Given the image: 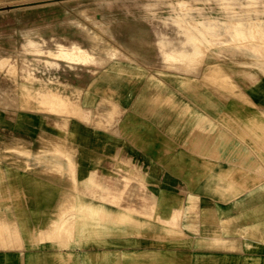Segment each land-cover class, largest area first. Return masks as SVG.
Masks as SVG:
<instances>
[{"label": "crops", "instance_id": "1", "mask_svg": "<svg viewBox=\"0 0 264 264\" xmlns=\"http://www.w3.org/2000/svg\"><path fill=\"white\" fill-rule=\"evenodd\" d=\"M223 90L185 102L234 109L243 98L257 110L197 111L191 144L172 142V119L188 112L166 110V96L156 127L149 88L146 115L122 118L129 143L110 158L91 118L19 110L11 121L0 108V154L14 139L39 152L43 129L55 142L61 122L62 154L75 151L0 158V264H264V81Z\"/></svg>", "mask_w": 264, "mask_h": 264}, {"label": "rangeland", "instance_id": "2", "mask_svg": "<svg viewBox=\"0 0 264 264\" xmlns=\"http://www.w3.org/2000/svg\"><path fill=\"white\" fill-rule=\"evenodd\" d=\"M73 44L88 50L87 63L59 56L60 47ZM105 48L116 49V56L106 55ZM262 81L264 0H0V108L7 119L15 120L19 110L91 118L106 136L108 158L115 157L111 145L129 143L122 118L146 115L149 88L156 127L166 96V110L188 112L184 119H172L182 131L172 142L193 144L197 111L257 109L243 98L234 109L222 103L202 108L185 100L210 95L212 85L222 91L226 82L236 92L221 93L242 95L244 85ZM66 129L61 122L55 142L46 133L50 129H43L35 154L20 151L32 140L14 139L5 148L10 153L0 158H70L75 151L62 154L69 148ZM134 154L126 150L123 157Z\"/></svg>", "mask_w": 264, "mask_h": 264}, {"label": "bare ground", "instance_id": "3", "mask_svg": "<svg viewBox=\"0 0 264 264\" xmlns=\"http://www.w3.org/2000/svg\"><path fill=\"white\" fill-rule=\"evenodd\" d=\"M192 18V16L190 17ZM92 39V38H91ZM95 41V40H94ZM96 42V41H95ZM172 42V41H171ZM173 44V43H172ZM181 44V43H180ZM179 44V45H180ZM183 44V43H182ZM181 44V45H182ZM93 46V45H92ZM95 46V45H94ZM93 46V47H94ZM177 46V45H176ZM175 46V47H176ZM174 47V46H173ZM186 48V47H185ZM91 50V49H90ZM89 50V51H90ZM116 49H111V48H105V54L110 56H116V54L114 53ZM92 51V50H91ZM40 52V51H39ZM88 50L82 49L81 47L73 44L70 47H60L59 49V56H61L64 59H68V60H73V61H81L83 63H87L89 61V58L91 57L90 54L87 53ZM42 53V52H41ZM70 53H72L70 56ZM44 54V53H42ZM48 54V53H47ZM46 54V55H47ZM49 55V54H48ZM120 55V54H119ZM97 58V57H95ZM57 59H61V58H57ZM93 59V58H92ZM123 59V58H122ZM48 60V59H46ZM90 63V62H89ZM94 63V62H93ZM92 64V63H91ZM56 93V92H55ZM54 93V94H55ZM58 109V108H57ZM117 129V128H116ZM58 227V226H57Z\"/></svg>", "mask_w": 264, "mask_h": 264}]
</instances>
